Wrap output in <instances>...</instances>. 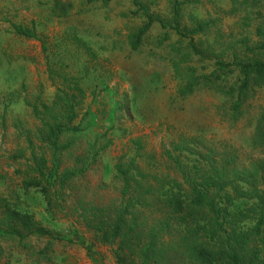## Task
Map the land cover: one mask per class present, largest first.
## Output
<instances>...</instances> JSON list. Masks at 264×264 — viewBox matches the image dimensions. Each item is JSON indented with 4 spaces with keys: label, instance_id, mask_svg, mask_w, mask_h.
Masks as SVG:
<instances>
[{
    "label": "trees",
    "instance_id": "16d2710c",
    "mask_svg": "<svg viewBox=\"0 0 264 264\" xmlns=\"http://www.w3.org/2000/svg\"><path fill=\"white\" fill-rule=\"evenodd\" d=\"M84 1L107 6L113 0ZM233 1L230 14L238 9L237 0ZM262 1L242 0L240 5L251 3L255 10ZM131 3L133 8L123 13L131 23L126 36L131 50H140L152 29L160 27L156 46L171 47L179 96L214 91L226 99L230 118L239 120L251 93L264 88V23L252 30V11L246 9L235 34L225 29L220 15L201 18L188 11L202 0ZM12 28L18 36L43 40L34 26L13 24ZM72 36L73 44L97 59L91 46ZM47 74L55 94L50 102L41 96L34 102L25 99L38 125L24 129L26 147L8 156L20 165L16 174L22 181L16 185L0 173V242L23 245L30 237L50 238L45 252L56 236L33 214L18 208L20 191H40L55 217L66 209V190L90 166L82 155L75 157L73 167L62 166V154L73 149L70 135L81 131L77 122L86 90L63 61L48 60ZM132 144L135 154L120 157L114 165L115 178L121 182L119 196L97 203L76 195L70 209L98 242L115 246L117 264H264V107L251 137L252 147L263 155L249 160L203 136H184L164 149L166 170L158 161L148 169L139 163L144 158L143 143L132 140ZM99 152L94 151V158ZM147 157L154 159L152 154ZM2 253L0 245V264H11L2 260Z\"/></svg>",
    "mask_w": 264,
    "mask_h": 264
},
{
    "label": "rangeland",
    "instance_id": "374dc122",
    "mask_svg": "<svg viewBox=\"0 0 264 264\" xmlns=\"http://www.w3.org/2000/svg\"><path fill=\"white\" fill-rule=\"evenodd\" d=\"M236 2L238 9L232 14L233 0H202L188 11L201 18L220 15L225 29L235 34L240 32V19L246 9L252 11V30L264 23V0L255 10L251 3L244 6L240 5L242 0ZM132 8L131 0H113L107 6L84 0H0V173L16 185L22 181V176L16 174L20 165L8 156L26 147L21 134L24 129L38 125L25 99L34 102L41 96L50 102L55 94L56 87L47 74L48 60L65 62L70 72L80 78L87 94L77 122L81 131L70 135L73 149L62 154V166L73 167L79 155L90 163L85 175L66 190V209L55 217L40 191H20L18 208L33 214L56 238L46 252L50 238L30 237L23 245L1 241L4 262L117 264L115 246L98 242L70 209L76 195L97 203H108L119 196L121 182L115 178L114 165L120 157L135 154L132 140L143 143L144 158L139 163L148 169L158 161L166 170L164 149L184 136H203L211 144L233 148L244 160L263 155L252 147L251 137L264 107V88L251 93L237 121L230 118L226 99L214 91L198 90L181 98L171 47L156 46L160 27L152 29L140 50L129 47L126 36L131 23L123 13ZM13 24L34 26L43 40L18 36ZM75 34L92 47L97 59H91L73 44ZM99 149L94 158V151ZM151 154L152 160L147 157ZM21 166L25 169V165Z\"/></svg>",
    "mask_w": 264,
    "mask_h": 264
}]
</instances>
